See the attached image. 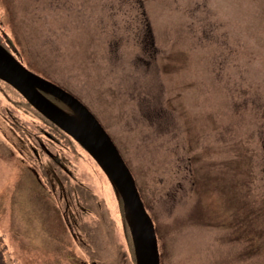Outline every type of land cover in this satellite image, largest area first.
Masks as SVG:
<instances>
[{
	"label": "rangeland",
	"instance_id": "1",
	"mask_svg": "<svg viewBox=\"0 0 264 264\" xmlns=\"http://www.w3.org/2000/svg\"><path fill=\"white\" fill-rule=\"evenodd\" d=\"M62 3L0 0V32L97 117L160 264H264V0ZM1 87L0 264H135L101 168L84 150L69 167L36 165L26 139L41 124Z\"/></svg>",
	"mask_w": 264,
	"mask_h": 264
},
{
	"label": "water",
	"instance_id": "2",
	"mask_svg": "<svg viewBox=\"0 0 264 264\" xmlns=\"http://www.w3.org/2000/svg\"><path fill=\"white\" fill-rule=\"evenodd\" d=\"M0 80L15 89L40 115L73 138L93 158L122 201L136 264H160L155 226L135 179L95 116L72 94L25 68L1 44ZM47 96L59 100L70 112Z\"/></svg>",
	"mask_w": 264,
	"mask_h": 264
},
{
	"label": "flooded vegetation",
	"instance_id": "3",
	"mask_svg": "<svg viewBox=\"0 0 264 264\" xmlns=\"http://www.w3.org/2000/svg\"><path fill=\"white\" fill-rule=\"evenodd\" d=\"M56 1H57V3H55ZM62 1L63 0H45V3L47 5H50V3L51 4H60V5H63ZM36 2H38V0H36ZM6 36H7V34L4 31L0 32V44L9 53H11L16 58V56L14 55V53L16 55H18V53L14 49L11 48V46L9 44V41H8V39H7ZM0 85L2 86L1 88L4 87V88H6V89H8L10 91L11 96L9 98V102H10V105H12V102H13L14 98H16L17 95L11 89V87L9 85H7V84H5V83H3L1 81H0ZM56 85H58V84H56ZM69 93H71V92H69ZM72 95H74V94H72ZM74 96L81 103H83L88 108V106L79 97H77L76 95H74ZM60 107L62 109H64L66 112H70V110L65 105L60 106ZM14 108H16V106ZM22 110L25 112V114H24L25 117L33 121V113H32V111L28 107H25V106H23V109ZM8 114H9L10 122L13 124V127H16L17 128V126L19 124L15 121L14 116L11 113H8ZM38 122H39V124H41L40 127H42V128H40L38 130L39 133L38 132L36 134L29 133L30 134V137H28L26 139V140H28V142H26V145L30 148L29 149L30 152H31L30 154H32V157L36 160V163H35L36 165L41 166L42 165V158H44V161H48V162H50L52 164H55V165L59 166L60 168H63L66 164H68L67 166L69 167V165L72 162H74V159H72V158H75L74 157L75 154L80 157L81 150L83 151L84 149L76 141H74L73 138H71L70 136H68L64 132L58 131L55 128L50 127L48 124L44 123L40 119H38ZM19 128L21 130H23V127L22 126H19ZM11 130L13 131V129H11ZM58 150L61 151L62 156H60V154L58 153ZM84 152L86 153L85 150H84ZM65 154H67V155H65ZM68 170H69V168H68ZM66 182H69V178H65L64 181H62V182L59 181L58 183L59 184H65ZM64 193H65V190H64ZM115 196H116V199L118 201V205H119V207L121 209L120 216L122 217V221H123V224L125 226L126 221H125V218H124L123 204H122L121 199L116 194V192H115ZM65 197L67 198L66 195H65ZM86 207L87 208H82V207L79 206V208H81L84 211V213H86L87 209L89 210V208H88L89 207V203L88 202H86ZM79 208H76L75 207V211L78 212L79 211ZM79 226H80V229L81 230L82 229H85V226H83L82 223H81V217L79 219ZM88 228L89 227H87V231H88ZM127 228L128 227H126V226L124 227L125 233H127V230H126Z\"/></svg>",
	"mask_w": 264,
	"mask_h": 264
},
{
	"label": "trees",
	"instance_id": "4",
	"mask_svg": "<svg viewBox=\"0 0 264 264\" xmlns=\"http://www.w3.org/2000/svg\"><path fill=\"white\" fill-rule=\"evenodd\" d=\"M12 90L17 95L16 98H18V103L16 104V107L17 108L22 109V106L28 107L32 111V113H33L34 120H37L38 121V119H40L44 123L48 124L50 127H53L56 130H58V131H61L56 126H54L51 122H49L47 119H45L42 115H40L33 107H31V105L29 103H27L25 101V99L17 91H15L14 89H12ZM48 98L51 101H53L54 103L58 104V106H63V104L59 100H57V99H55V98H53L51 96H48ZM16 102H17V100H16ZM40 128H42V127H40ZM125 226L128 227L127 223L125 224ZM127 229H129V228H127ZM129 232L130 231H128V238H130V245H131V249H132L133 259H134V262H135L134 247H133L132 237H131V234ZM1 244H2V238L0 237V247H1Z\"/></svg>",
	"mask_w": 264,
	"mask_h": 264
}]
</instances>
